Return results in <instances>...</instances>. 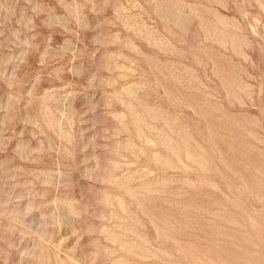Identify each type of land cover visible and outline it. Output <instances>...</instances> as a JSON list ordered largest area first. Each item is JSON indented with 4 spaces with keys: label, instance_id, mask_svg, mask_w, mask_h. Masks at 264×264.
<instances>
[{
    "label": "rangeland",
    "instance_id": "374dc122",
    "mask_svg": "<svg viewBox=\"0 0 264 264\" xmlns=\"http://www.w3.org/2000/svg\"><path fill=\"white\" fill-rule=\"evenodd\" d=\"M0 264H264V0H0Z\"/></svg>",
    "mask_w": 264,
    "mask_h": 264
}]
</instances>
